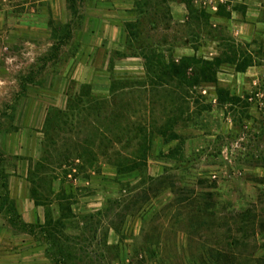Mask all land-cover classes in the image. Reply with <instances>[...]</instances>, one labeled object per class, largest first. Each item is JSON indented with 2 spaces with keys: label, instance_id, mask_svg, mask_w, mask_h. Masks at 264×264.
<instances>
[{
  "label": "rangeland",
  "instance_id": "obj_1",
  "mask_svg": "<svg viewBox=\"0 0 264 264\" xmlns=\"http://www.w3.org/2000/svg\"><path fill=\"white\" fill-rule=\"evenodd\" d=\"M215 1L188 0L184 19L170 10L181 0L114 15L126 17L124 50L108 62L139 61L91 88L72 77L88 18L109 17L94 15L99 1L0 0V203L7 190L36 204L33 236L0 209V264H264V29L239 40L244 6L217 1V18ZM227 38L256 54L245 73L149 86L140 53L211 61ZM80 86L98 101L65 116L48 106Z\"/></svg>",
  "mask_w": 264,
  "mask_h": 264
},
{
  "label": "crops",
  "instance_id": "obj_2",
  "mask_svg": "<svg viewBox=\"0 0 264 264\" xmlns=\"http://www.w3.org/2000/svg\"><path fill=\"white\" fill-rule=\"evenodd\" d=\"M99 1L98 5L101 8V11L96 12L94 15L101 16L100 13L107 15L109 17H91L88 18L90 22H93L91 25V31L88 34V40L86 42L85 54L84 56L78 58L74 61V74L73 77L77 84H86L91 85V88L97 82V78L101 76L102 72H107L108 70L112 71L115 75L120 74L119 72L123 68H127L130 66H134L136 61H139L136 58L124 57L121 60H115L113 63H109L107 57L108 53L111 51L115 52H123L124 50V28L123 22L126 17H113L114 15L120 16L125 15L129 12L134 4L141 0H94ZM207 0H202V5L206 4ZM222 2V0H216L213 2L211 13L214 17H217L218 7L221 6L216 2ZM200 2V1H199ZM198 2V3H199ZM231 4H242L243 7V16L244 21H241L237 24L239 27L246 28L248 33L243 35L238 33L240 29L237 26L235 35L241 41H248L253 38L255 34V30H259V28L264 29V21L261 20L264 14V0H231L229 1ZM235 2V3H234ZM171 16L174 19L175 13H181V18L184 19V14L187 15V7L183 3H171L170 4ZM229 17H238L237 13L234 10L229 12ZM235 33V34H236ZM111 66V67H110ZM109 74V73H108ZM107 74V75H108ZM93 91L91 90V93ZM57 94H54V96ZM70 98L67 96H56L51 101L48 106H52L57 110L64 112L67 109V104ZM25 181L21 180V187L23 186ZM16 195L13 194L15 205L20 208L22 221L25 224H32L34 222V207L35 205L31 200L24 198V194H22L19 198H15ZM22 207V208H21ZM8 243L4 242L2 238H0V248H3L4 245ZM20 250L15 248L12 252H19Z\"/></svg>",
  "mask_w": 264,
  "mask_h": 264
},
{
  "label": "trees",
  "instance_id": "obj_3",
  "mask_svg": "<svg viewBox=\"0 0 264 264\" xmlns=\"http://www.w3.org/2000/svg\"><path fill=\"white\" fill-rule=\"evenodd\" d=\"M181 3H183L187 7L188 15H190L192 11L190 12V3L188 2V0H181ZM221 12L222 7H218V18L223 17V15H221ZM200 14L198 15V17H200ZM226 17H229V14ZM224 42L225 46L223 52H221L217 57L213 58L211 61L199 60L196 57H182L178 62L175 63V61L172 60L166 65L165 63L161 62V57H157L156 59H159V63L158 65H153L151 64L152 62H154L152 58H145L143 57V54L140 53V57L144 61L147 77L150 80L149 86L161 87L166 86L167 83L172 82H176V85L184 87H197L200 85L208 84L215 85L217 82V74L219 73V69L222 66H231L234 73L243 74L248 68L254 65L253 58L256 56V54L248 52L247 45H244L245 47L241 48L229 38L225 39ZM81 89L86 90V93L82 94V92H80ZM80 90L76 98L70 99L68 101L67 109L63 112V116L71 114L73 112L77 101H83L82 104L86 106L92 104L94 101H98V99L91 94L90 87L80 86ZM228 100L239 103V99L236 97L229 98ZM56 112H58L59 115L61 114L59 111ZM46 122L44 126H46ZM5 184L6 182L3 184L2 187L4 190ZM32 201L33 204L36 206L34 199H32ZM4 207L7 208L6 213L8 217H10L12 221H15L16 219L19 228L25 230V234H28L30 236L34 235L32 232H30V230H32L34 226L32 224H25L22 221L21 216L19 215L15 207V203L8 197L7 190L5 191V194L0 203V209H3ZM47 257L50 259L49 255H47Z\"/></svg>",
  "mask_w": 264,
  "mask_h": 264
}]
</instances>
